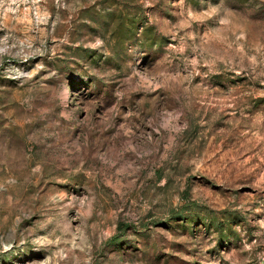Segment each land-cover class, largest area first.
I'll list each match as a JSON object with an SVG mask.
<instances>
[{
    "label": "rangeland",
    "instance_id": "rangeland-1",
    "mask_svg": "<svg viewBox=\"0 0 264 264\" xmlns=\"http://www.w3.org/2000/svg\"><path fill=\"white\" fill-rule=\"evenodd\" d=\"M0 264H264V0H0Z\"/></svg>",
    "mask_w": 264,
    "mask_h": 264
}]
</instances>
